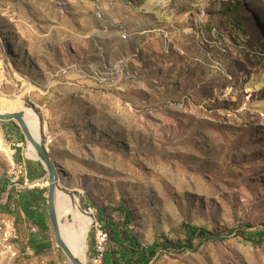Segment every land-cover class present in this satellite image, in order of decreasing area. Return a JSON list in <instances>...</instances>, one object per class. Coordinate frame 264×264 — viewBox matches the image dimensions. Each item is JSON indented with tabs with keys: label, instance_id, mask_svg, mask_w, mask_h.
Here are the masks:
<instances>
[{
	"label": "rangeland",
	"instance_id": "1",
	"mask_svg": "<svg viewBox=\"0 0 264 264\" xmlns=\"http://www.w3.org/2000/svg\"><path fill=\"white\" fill-rule=\"evenodd\" d=\"M148 1L0 0V94L38 88L24 104L76 179L89 220L71 212L68 223L87 264L95 205L114 222L128 209L144 245L185 239L184 223L216 234L196 250L160 247L155 264H264V240L247 236L264 229V112L252 106L264 87L247 88L264 80V0ZM13 122L0 121V203L11 200L17 166L29 175L28 162L41 163L6 135L18 133ZM46 173L31 180L47 195ZM50 236L52 247L34 256L18 240L15 264H71Z\"/></svg>",
	"mask_w": 264,
	"mask_h": 264
},
{
	"label": "trees",
	"instance_id": "2",
	"mask_svg": "<svg viewBox=\"0 0 264 264\" xmlns=\"http://www.w3.org/2000/svg\"><path fill=\"white\" fill-rule=\"evenodd\" d=\"M14 127L18 129V133L14 128H7L6 135H18V140L26 143L25 137L22 134L20 127L14 123ZM21 149L17 148L16 161L20 162L23 158L20 157ZM29 177L32 180L41 178L46 170L41 163L34 164L28 162ZM6 190V185L0 187V193ZM20 192V193H19ZM15 193L13 191L11 200L6 203H0V212H7L16 217V227L19 232H25L28 226H36L37 231H30L28 246L35 254L40 255L45 253L52 247L50 232L52 229L48 210L45 208L47 204L46 189L35 187L23 189ZM16 195V196H15ZM98 210V219L105 224L104 229L109 233V240L112 246L108 247L104 255V264H155L159 258L157 256L160 247H171L176 250H196L202 242L211 239L216 234L207 227L196 226L191 223H184L183 229L186 233L185 239H166L165 241L154 242L149 245H144L130 227L132 222V214L128 209L119 207L124 216L122 222H114L113 218L106 214L104 208L95 205ZM20 222L24 224L21 225ZM26 224L25 228L24 225ZM21 230V231H20ZM247 236L255 238L258 242L264 240V229H258L250 232ZM199 240V243H195Z\"/></svg>",
	"mask_w": 264,
	"mask_h": 264
},
{
	"label": "bare ground",
	"instance_id": "3",
	"mask_svg": "<svg viewBox=\"0 0 264 264\" xmlns=\"http://www.w3.org/2000/svg\"><path fill=\"white\" fill-rule=\"evenodd\" d=\"M203 1H205V0H203ZM150 3L153 4V0H149L148 3L145 5L148 9H151ZM187 31H188V33L191 32L190 29H187L186 32ZM221 67H223V66H221ZM263 87H264V80H261V79L259 80L257 78H254V80H251L247 86L248 92L260 90ZM34 89L38 90V88L36 86L28 85L27 89L25 91L21 92L20 94H18L16 96L0 94V102H1L0 103V111H4V112L22 111V112H24L25 121H26L28 127L30 128L32 133L36 137L39 138V137H41V126H40L39 117L37 116V113L35 112V110H33L30 107H27L24 104L25 97L27 96L28 93H30ZM252 106L259 109L260 111L264 112V98L260 97L256 100H254ZM0 140L2 141L1 137H0ZM26 154L30 159L39 160L37 152H36L35 148L31 145V143H28V145H27ZM17 174H18V176H24V179H30L27 170H24L22 166L17 168ZM75 181H76V179L67 175L65 170H63V177H62L61 183H60L61 187H60L58 194H57V210H58L61 233L63 235V238L65 239V241L67 242V244L69 245L71 250L75 253V255L77 257H79L83 262L86 263V260H85V254H86V250H87L86 242L81 237L80 232L76 229L71 228L69 226V223H68V216L70 215L71 212L72 213H78V215L81 216V218L84 220H89V218L86 216L85 212L83 211L80 197L74 192L75 188L71 187V185ZM49 183L50 182L48 179V181L45 182V186H48ZM10 189L12 191H14L15 193H17L23 189H26V187H24V185H14V187H11V183H10ZM30 189H32V188H30ZM63 189H66V190H63ZM80 191L82 193V191H84V190L81 189ZM7 218H9L11 222H14L16 239H19L20 235H19V231L17 230V227H16V218L11 216V215H3V214L0 216V219H7ZM33 229H34V227H33ZM17 241L18 240L12 241V247L14 246V244ZM108 241H109V233L104 229V236H103V243L104 244H102V246L97 250L96 262L98 264H103L104 255L108 249L107 248Z\"/></svg>",
	"mask_w": 264,
	"mask_h": 264
},
{
	"label": "water",
	"instance_id": "4",
	"mask_svg": "<svg viewBox=\"0 0 264 264\" xmlns=\"http://www.w3.org/2000/svg\"><path fill=\"white\" fill-rule=\"evenodd\" d=\"M0 121H15L20 127L25 140L35 148L40 162L47 171L46 176L49 179L48 193H47V210L50 218L54 241L56 245L62 249L64 254L68 257L71 264H86L71 250L63 235L61 233L60 221L57 210V194L60 189L61 179L63 177V168L60 167L52 158L49 148L42 141V137H36L28 127L24 112H4L0 111Z\"/></svg>",
	"mask_w": 264,
	"mask_h": 264
},
{
	"label": "built area",
	"instance_id": "5",
	"mask_svg": "<svg viewBox=\"0 0 264 264\" xmlns=\"http://www.w3.org/2000/svg\"><path fill=\"white\" fill-rule=\"evenodd\" d=\"M102 17V16H100ZM75 68V67H74ZM11 187L14 185H24L27 188H35L38 186L36 181H32L31 179H24V176H18L17 174V167L16 172H13L11 175ZM11 194V191L7 192V195ZM16 196V195H15ZM90 213H94V209L89 207ZM96 227V237H95V244H94V253L92 257L93 264H97L96 262V252L102 246L103 243V236H104V225H101V222L96 220L95 222ZM34 231H37V227L34 226ZM13 240H21L22 243H26L29 241V235L25 234L24 239H16V232L14 229V222H11L9 218L7 219H0V262L2 263V256H9V263L3 264H15V262H19L24 258H19V252H14L12 250V241ZM27 255H36L35 252H27ZM41 261H45L41 259Z\"/></svg>",
	"mask_w": 264,
	"mask_h": 264
}]
</instances>
